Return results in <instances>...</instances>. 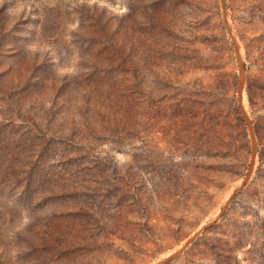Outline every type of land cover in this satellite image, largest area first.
<instances>
[{"label":"rangeland","instance_id":"obj_1","mask_svg":"<svg viewBox=\"0 0 264 264\" xmlns=\"http://www.w3.org/2000/svg\"><path fill=\"white\" fill-rule=\"evenodd\" d=\"M195 234L165 264H264V0H0V264Z\"/></svg>","mask_w":264,"mask_h":264},{"label":"water","instance_id":"obj_2","mask_svg":"<svg viewBox=\"0 0 264 264\" xmlns=\"http://www.w3.org/2000/svg\"><path fill=\"white\" fill-rule=\"evenodd\" d=\"M244 64L243 62L240 60V81H239V102L241 105H243V95H244V86H245V75H244ZM244 115L245 118L250 126V132L253 138V153H252V160L250 163V168H249V172L248 175L246 176V178L243 180L242 185L240 186V188L236 189L234 194L232 195V197L230 198V201L233 199V197L235 196V194L241 190L247 183L248 179L251 176L252 170L254 168V163H255V159H256V148H255V134H254V129L252 126V123L250 122L248 115L246 114V112L244 111ZM229 201V202H230ZM228 202V203H229ZM227 208V205L222 209V211L219 213L218 217L212 221L211 223L205 225L201 230L198 231V233L202 232L203 230H206L208 227H210L212 224H214L215 221H217L219 218H221L224 215V212ZM197 233V234H198ZM197 234H195L194 236H192L191 238H189L185 244L182 246L181 249H179L178 251L174 252L173 254L161 259L158 263L156 264H165L167 262H170L171 260H173L174 258H176L185 248H187L192 242L193 240L196 238Z\"/></svg>","mask_w":264,"mask_h":264},{"label":"bare ground","instance_id":"obj_3","mask_svg":"<svg viewBox=\"0 0 264 264\" xmlns=\"http://www.w3.org/2000/svg\"><path fill=\"white\" fill-rule=\"evenodd\" d=\"M230 34H231V36L233 37V32L230 30ZM234 38V37H233ZM238 55H240L241 56V54H239L238 53ZM241 58V57H240ZM240 186V185H239ZM231 196V195H230ZM204 226V225H203ZM165 257H167V256H165ZM158 263V262H157Z\"/></svg>","mask_w":264,"mask_h":264}]
</instances>
